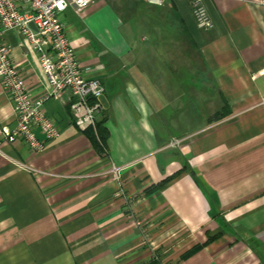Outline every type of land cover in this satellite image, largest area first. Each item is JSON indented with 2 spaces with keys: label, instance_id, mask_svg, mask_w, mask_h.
<instances>
[{
  "label": "crops",
  "instance_id": "crops-1",
  "mask_svg": "<svg viewBox=\"0 0 264 264\" xmlns=\"http://www.w3.org/2000/svg\"><path fill=\"white\" fill-rule=\"evenodd\" d=\"M194 1L212 27L196 26ZM59 18L84 76L104 86L107 138L98 152L65 95L44 104L60 134L42 153L6 142L16 118L0 85V264H155L153 253L165 264H264L260 0H93ZM3 41L39 95L46 78L30 42L17 29ZM175 138L185 140L168 147Z\"/></svg>",
  "mask_w": 264,
  "mask_h": 264
},
{
  "label": "built area",
  "instance_id": "built-area-1",
  "mask_svg": "<svg viewBox=\"0 0 264 264\" xmlns=\"http://www.w3.org/2000/svg\"><path fill=\"white\" fill-rule=\"evenodd\" d=\"M161 6L166 0H145ZM93 0H0V85L12 102L16 118L11 128L2 127L1 134L6 142L23 141L34 154L42 153L46 143L60 134L57 124L46 114L44 104L49 99L62 100L65 95L70 99V113L74 125L80 129L92 128L96 134V122L103 111L101 98L104 86L98 78H87L70 45L64 24L59 15L72 7L82 12ZM264 5V0H260ZM192 14L199 28L213 26L203 4L194 1ZM17 29L30 42L31 49L38 55L41 70L46 78L45 89L39 95H32L24 83V78L15 67L10 47L3 41L8 30ZM38 130L44 138L39 139ZM185 138L172 139L168 147H178ZM25 169L29 167L21 165ZM40 171L36 170V173ZM108 173L116 180L119 171L111 166ZM134 225L149 239L147 227L141 220ZM152 260L162 263L159 255L153 253ZM169 264H178L174 261Z\"/></svg>",
  "mask_w": 264,
  "mask_h": 264
},
{
  "label": "trees",
  "instance_id": "trees-1",
  "mask_svg": "<svg viewBox=\"0 0 264 264\" xmlns=\"http://www.w3.org/2000/svg\"><path fill=\"white\" fill-rule=\"evenodd\" d=\"M227 114V112H224L223 114L216 116L214 119H212L210 121L214 122V121H218L220 119H222L225 115ZM104 118H100L99 120H97L96 122V134L93 132V130L89 127L87 129H85L86 134L88 135V137L90 138L91 143L93 144V146L96 148V150L98 152H102V145L105 144V140L107 138V131L104 127ZM181 171H178L164 179H162L159 183L149 187L148 189H146L147 193H151L157 189L162 188L163 186H165L168 182H170L173 178H175L178 174H180ZM215 238L214 237H209L208 241H210L211 239ZM201 247V245H194L192 247H190L188 250H186L184 253H182L179 256V260L186 258L187 256H189L191 253H193L194 251L198 250ZM153 262L156 264L157 262L155 260H153Z\"/></svg>",
  "mask_w": 264,
  "mask_h": 264
},
{
  "label": "rangeland",
  "instance_id": "rangeland-1",
  "mask_svg": "<svg viewBox=\"0 0 264 264\" xmlns=\"http://www.w3.org/2000/svg\"><path fill=\"white\" fill-rule=\"evenodd\" d=\"M190 107H191V106H189V108H190ZM185 123H191V122H189V121L186 120ZM185 238H186V236H185L184 239H183V241H184L183 243H185L186 240H187V239H185ZM166 249H167V248H166ZM186 250H188V249H186ZM186 250H184L182 253H184ZM182 253H181V254H182ZM181 254H180V255H181ZM158 255H159V254H158Z\"/></svg>",
  "mask_w": 264,
  "mask_h": 264
}]
</instances>
